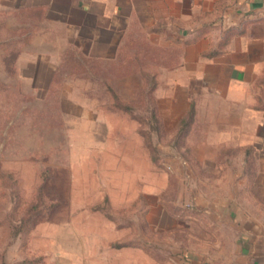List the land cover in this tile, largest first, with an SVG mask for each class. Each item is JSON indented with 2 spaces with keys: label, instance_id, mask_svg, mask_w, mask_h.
I'll return each instance as SVG.
<instances>
[{
  "label": "rangeland",
  "instance_id": "374dc122",
  "mask_svg": "<svg viewBox=\"0 0 264 264\" xmlns=\"http://www.w3.org/2000/svg\"><path fill=\"white\" fill-rule=\"evenodd\" d=\"M47 46L29 43L15 75L0 44V264H227L241 231L203 212L227 200L264 230L262 115L222 106L196 85L181 89L178 70L162 71L148 107L152 82L140 71L162 66L164 51L145 42L139 58L129 44V56L93 66L101 76L68 60L67 74L54 78L58 90H46L47 64L58 61L36 57ZM64 47L56 44L55 55ZM106 84L139 124L112 108ZM258 93L249 89L251 99ZM245 114L251 119L238 122ZM241 141L257 147L252 182L239 177L241 152L216 155Z\"/></svg>",
  "mask_w": 264,
  "mask_h": 264
},
{
  "label": "crops",
  "instance_id": "0c3cea01",
  "mask_svg": "<svg viewBox=\"0 0 264 264\" xmlns=\"http://www.w3.org/2000/svg\"><path fill=\"white\" fill-rule=\"evenodd\" d=\"M192 2L0 0V44L7 49V59H14L7 68L10 67L15 75L21 74V62L23 55L28 53L26 47L29 43L51 44L43 52H37L36 57L58 58L55 63L47 64L51 67V76L46 86V90H58L54 78L67 74L63 67L68 60H75L83 75L101 76V70L96 71L93 66L106 67L129 56L125 53L129 44L130 56L139 58V46L145 42L149 47L164 51L162 66L140 71L147 74L152 82L149 90L153 92L154 100L147 102L148 107L154 108L157 102L162 71L178 70L181 89H194L196 85L203 92L210 91L222 106L244 107L247 112L264 117V103L259 101V93L264 90V0ZM56 44H64L65 47L55 55ZM173 49L174 53L171 52ZM250 88L259 92L252 99L249 97ZM191 105L195 107L193 102L188 107ZM133 116L129 118L139 124L134 113ZM227 117L222 119L229 120ZM245 117L239 118L238 122L251 119L249 115ZM259 129L258 134L264 141V125ZM243 132L236 133L239 140L245 139ZM135 134L139 138L142 136L137 128ZM225 134L228 135H222ZM256 151L254 144L241 141L235 145H221L216 155L241 152L243 169L239 177L245 176L252 182L258 176ZM230 161L231 158L227 165ZM217 205L212 203L203 212L213 220L220 217L228 219L241 231L236 255L227 264H264V230L255 226L254 216L230 200L226 205ZM187 262L214 264L194 263L192 259Z\"/></svg>",
  "mask_w": 264,
  "mask_h": 264
},
{
  "label": "trees",
  "instance_id": "16d2710c",
  "mask_svg": "<svg viewBox=\"0 0 264 264\" xmlns=\"http://www.w3.org/2000/svg\"><path fill=\"white\" fill-rule=\"evenodd\" d=\"M141 74L145 75V73H143V72H141ZM105 91L111 97V101H112L111 106L113 109H115L116 111H118L121 114L129 116L130 118L134 117L133 116V112H134L133 107H131V105H129V104L123 103L121 101V99L119 98V96L117 95V93L114 91V89L110 85H108V84L105 85ZM149 92H152V91L149 90ZM189 107L192 108V105ZM192 120L193 119H191V121Z\"/></svg>",
  "mask_w": 264,
  "mask_h": 264
}]
</instances>
